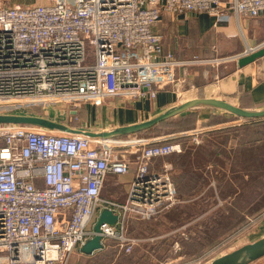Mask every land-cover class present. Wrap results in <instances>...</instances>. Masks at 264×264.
Segmentation results:
<instances>
[{"label":"built area","instance_id":"obj_1","mask_svg":"<svg viewBox=\"0 0 264 264\" xmlns=\"http://www.w3.org/2000/svg\"><path fill=\"white\" fill-rule=\"evenodd\" d=\"M189 12L216 23L256 18L264 0H0V114L77 111L118 96L154 97L167 86L180 97L185 79L176 69L198 60L163 55L154 28L164 13ZM138 144L122 152L109 140L0 125V264H68L95 236L102 250L112 241L130 253L138 242L126 231L130 215L149 219L180 202L170 166L153 162L183 145ZM126 174L132 179L122 202L102 195L108 176ZM103 210L117 219L94 231Z\"/></svg>","mask_w":264,"mask_h":264},{"label":"rangeland","instance_id":"obj_2","mask_svg":"<svg viewBox=\"0 0 264 264\" xmlns=\"http://www.w3.org/2000/svg\"><path fill=\"white\" fill-rule=\"evenodd\" d=\"M9 1L23 5L40 2ZM115 102L107 99L97 107H117ZM80 110L83 109L73 111L62 105L57 110L48 108L47 115L41 116L74 128L76 123L79 125ZM203 111L192 109L186 113L194 114L185 120L173 117L155 130L109 140L122 152H129L131 146L141 147L138 142L181 143V153L153 162L156 168L170 166L180 202L149 219L130 215L126 231L138 240L130 253H123L109 241L106 250L93 255L76 249L68 264H204L264 234V118L235 119L223 111L205 116ZM25 112L29 111L21 114ZM203 117L207 120L201 121ZM87 127L102 129L86 124L84 128ZM116 188H109L105 194H119ZM259 224L262 227L257 232Z\"/></svg>","mask_w":264,"mask_h":264},{"label":"crops","instance_id":"obj_3","mask_svg":"<svg viewBox=\"0 0 264 264\" xmlns=\"http://www.w3.org/2000/svg\"><path fill=\"white\" fill-rule=\"evenodd\" d=\"M154 30L161 36L163 55L170 54L177 61L198 60L188 65L185 71L182 67L176 69V77L185 79L179 89L180 97L176 96L172 87L167 86L159 89L154 97L146 94L133 101L114 97L112 99L116 101L117 107L113 108L101 110V107L85 105L78 113L79 125L74 128L94 131L84 128L88 124L89 127H102L103 131L131 125L194 98L220 99L250 111L264 109V56L256 57L241 68L235 64L238 57L264 47V15L238 19L231 16L228 20L216 23L214 17L207 13H164ZM222 58L234 60L219 62ZM198 108L201 112L205 109V116L213 111L222 114L220 109L206 106ZM206 118L200 120L205 121ZM131 179V174L108 176L102 195L122 202ZM111 187H117L119 194H105ZM259 227H262L261 224L256 228L257 232L260 231ZM262 236L264 234L254 241ZM251 264H264V258Z\"/></svg>","mask_w":264,"mask_h":264},{"label":"water","instance_id":"obj_4","mask_svg":"<svg viewBox=\"0 0 264 264\" xmlns=\"http://www.w3.org/2000/svg\"><path fill=\"white\" fill-rule=\"evenodd\" d=\"M264 56V47L256 51H252L246 55L238 57L235 60L237 68H241L256 57ZM145 89V88H144ZM211 107L220 109L224 112L230 113L238 118L243 119H263L264 109L262 110H245L234 106L226 101L214 98H194L187 100L177 106L171 107L168 110L160 113L148 120L125 125L120 127H115L111 130L103 131H89L82 130L79 128H73L65 126L59 122L50 120L49 118L37 116V115H26V114H0V125H27L45 128L51 131H63L78 134L95 140H113L115 138H121L128 136L130 134H136L150 129L156 124L171 119L173 117L179 116L189 110L198 107ZM117 219V215L111 213L108 210H103L98 213L97 220L93 226L94 231H99V226L102 223H108L114 225ZM103 249V244L101 243V237L95 236L88 240L81 248L80 252L84 255H93L95 252ZM264 258V236L259 239L245 243L240 247L224 253L216 258H213L209 262L204 264H251L259 259Z\"/></svg>","mask_w":264,"mask_h":264},{"label":"trees","instance_id":"obj_5","mask_svg":"<svg viewBox=\"0 0 264 264\" xmlns=\"http://www.w3.org/2000/svg\"><path fill=\"white\" fill-rule=\"evenodd\" d=\"M192 111V110H191ZM81 112V111H80ZM35 113L36 114H40L39 112H37V111H35ZM194 114V112H189V113H186V114H181V115H179V116H176L175 118H177V119H180V120H185L187 117H189V116H191V115H193ZM234 117V116H233ZM175 118H172V119H167V120H164V121H162V122H160V123H158V124H156L155 126H153V127H151L150 129H148V130H146V131H151V130H155L156 128H159V127H161V126H164V125H166V124H168L169 122H171L172 120H174ZM235 119H239L238 117H234ZM188 120V119H187ZM78 124L76 123L75 124V127L77 126ZM184 126V123L183 124H181V125H179L178 127H183ZM144 132V131H143ZM141 133V132H140ZM104 250H106V248L104 249ZM103 251V250H102Z\"/></svg>","mask_w":264,"mask_h":264},{"label":"bare ground","instance_id":"obj_6","mask_svg":"<svg viewBox=\"0 0 264 264\" xmlns=\"http://www.w3.org/2000/svg\"><path fill=\"white\" fill-rule=\"evenodd\" d=\"M53 132H54V133H67V134L72 135V136H81V135H78V134L69 133V132H63V131H57V130H55V131H53Z\"/></svg>","mask_w":264,"mask_h":264}]
</instances>
